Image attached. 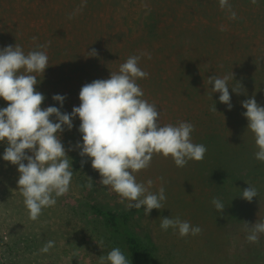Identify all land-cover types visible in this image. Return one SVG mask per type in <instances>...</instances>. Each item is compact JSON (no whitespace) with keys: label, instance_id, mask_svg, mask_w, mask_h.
<instances>
[{"label":"trees","instance_id":"1","mask_svg":"<svg viewBox=\"0 0 264 264\" xmlns=\"http://www.w3.org/2000/svg\"><path fill=\"white\" fill-rule=\"evenodd\" d=\"M126 1L0 0V48L19 44L25 53L45 50L49 67L43 75L38 74L40 82L36 85L37 91L45 96L42 107L55 106L62 113L69 114L74 106H79V92L84 84L109 78L110 72L118 71L120 64L126 61L125 57L151 53V59H145L147 55H144L139 62L149 76L137 83L144 91L143 98L156 104L160 119L168 115L175 120L171 121L173 124L186 121L194 125L193 142L204 144L206 153H209L208 158L205 155L198 162V181H201L199 176L201 179L205 177L203 165L206 161L213 163V169L219 163L223 164L225 170L233 171L232 178H236L233 174L235 166L246 165L243 159L246 156H241L244 147L231 144L226 132L221 133V120L245 121L247 118L243 113L246 109L241 102L253 96L258 104L264 106V100H261L264 99V0H258L256 5L250 0H230L232 10L237 14L235 20L229 19L228 13L221 10L219 0H194L200 4L195 13L200 27L184 24L192 11L182 17L184 10L179 5L183 0H170L173 7L179 8L176 16L169 15L171 23L167 26H159L156 9L150 8L139 12L138 17L130 22L128 13L124 12ZM15 3L19 5L15 6ZM70 15L72 19H69ZM220 21L227 22L223 31ZM240 34L245 35L241 40ZM260 36L262 38L257 39ZM39 45H46V48L39 49ZM93 48L98 53L96 57L88 56ZM230 72L234 73L235 80L229 81V86L240 82L244 89L241 94H236L229 88L231 110L219 101V92L211 93L213 85L208 84V77H222ZM200 84L207 88L202 89ZM56 94L66 97L62 108L59 102L52 99ZM155 98L160 102L165 99L168 104L159 105ZM7 103L0 98V108L6 107ZM214 104L216 112L210 110ZM195 107L200 108L195 112ZM78 121V116L73 119V123ZM71 130L69 135L73 137L75 131ZM75 138L78 137L70 140V148L72 144H77ZM227 146L232 148V154L225 152ZM6 147V142L0 145L2 156ZM236 150L240 152L238 155H235ZM68 156L74 164L71 155ZM211 157H214L215 163L210 162ZM76 159H79L78 155ZM154 162L153 157L151 163ZM72 169L71 182L76 186L85 184L80 173ZM249 169L264 173L260 164H254ZM151 174L155 175L154 172ZM84 188V191L94 192V184L91 189ZM107 188L110 187L101 185L99 190L108 193ZM175 203L165 201L166 212L169 211L168 205ZM89 210L103 219L110 240L124 252L131 264H153L149 244L129 228V210L100 203L90 204ZM158 210L161 209H156V213ZM179 210L180 215L189 216L184 202L176 204L175 211Z\"/></svg>","mask_w":264,"mask_h":264},{"label":"clouds","instance_id":"2","mask_svg":"<svg viewBox=\"0 0 264 264\" xmlns=\"http://www.w3.org/2000/svg\"><path fill=\"white\" fill-rule=\"evenodd\" d=\"M250 2L256 5L258 0ZM219 7L228 13L229 19H237L230 0H219ZM72 18L70 15L69 19ZM38 48L45 49L46 45ZM88 54L91 57L98 55L94 48ZM144 55L151 59L146 53L129 56L118 71L110 72L109 78L84 84L79 92L80 104L69 114L55 106L42 107L45 96L37 91L36 85L40 82L38 74L43 75L49 67L45 50L25 53L19 44L0 48V98L8 102L6 107L0 108V142L7 143L2 158L18 166L17 184L31 220H37L45 208L55 206L57 198L70 190L72 162L60 134L65 127L73 128V119L77 116L83 143L77 142L75 148L80 150L81 157L91 159L92 168L101 177V185L109 186L121 197L122 203L129 201L128 209L143 207L149 215L153 209L164 207V186L152 192V180L145 184L136 179L137 173L150 167L154 155L170 156L181 168L190 160L204 159L206 146L192 140L194 125L186 121L162 125L156 104L143 98L144 91L137 81L149 76L139 64ZM231 80H235L233 72L222 77H208V84L213 85L211 93L219 92V101L229 110L233 107L229 88L236 94L244 92L240 82L236 81V85L230 87ZM52 99L62 108L66 97L56 94ZM241 103L246 109L243 115L248 121L247 129L254 134L258 147L254 157L264 162V106L258 104L254 96ZM210 110L217 111L215 104ZM85 162L81 161L82 166ZM88 178L86 187L91 189L92 179ZM248 185L241 196L252 202L258 196V190ZM212 204L218 212H223L225 205L219 198L214 197ZM160 228L164 231L172 228L182 238L202 232L201 227L178 216L162 217ZM244 230L248 233V242L258 243L260 235L264 234V220L254 224L245 221ZM54 245V241H47L40 251L48 253ZM106 262L131 264L119 247L100 257V264Z\"/></svg>","mask_w":264,"mask_h":264},{"label":"rangeland","instance_id":"3","mask_svg":"<svg viewBox=\"0 0 264 264\" xmlns=\"http://www.w3.org/2000/svg\"><path fill=\"white\" fill-rule=\"evenodd\" d=\"M18 5L19 3H15V6ZM125 5L127 7L124 12L128 13L130 22L138 17L139 12L150 8L156 9L159 26H167L171 23L169 15L176 16L177 9L181 7L180 9L184 10L183 18L192 11L184 24L191 23L196 27L201 25L195 16L200 4L194 0H183L176 8L170 0H127ZM225 15L227 16V13ZM200 20L204 21L201 17ZM222 21L220 24L226 27L227 22ZM244 37L245 35L240 34L239 39ZM261 38L260 36L257 39ZM199 86L202 89L207 88L203 84ZM156 103L168 104L165 99L162 102L156 99ZM197 108L200 107H195L193 111L196 112ZM171 118L173 117L167 115L165 119H160V123L164 125L175 121ZM221 121V133L226 132L228 141L238 147H244L241 156H246L243 158L246 165L240 166V169L235 166L233 174L236 178L233 179V171L225 170L223 164L219 163V166L213 169V163L208 164L206 161L203 165L205 177L201 179L199 176L201 181H198L197 161L190 160L181 168L175 165L170 156L165 158L155 155L156 163H151L150 167L137 173L136 179L145 184L152 180V192H157L163 185L166 201L176 203L168 205V212L163 207L162 211L158 210L157 213L156 209H153L149 215L143 207L128 209L126 205L129 201L124 200L122 203L121 197L117 193L113 196L115 192L110 188L106 189L108 193L99 190L101 177L99 172L92 168L91 159L81 157L80 150L75 148L76 144L69 147L70 140L75 136L79 138H75L78 142L83 143L82 134L78 131L80 121L73 123V137L69 135L73 130L65 127L60 134L61 142L67 155H71L74 161L72 167L80 173L82 183L87 184L88 177L92 179L94 192L84 191L85 184L76 186L71 182L69 192L58 197L55 206L45 208L35 221L29 218L24 198L18 188V166L4 161L0 154V264H100V257L107 256L116 245L110 240L103 219L89 210L90 204L98 203L131 212L129 228L149 244L153 264H264V234L260 235L258 243H250L246 239L248 233L244 230L245 221L254 224L264 220V173L252 172L249 169L254 164H260L263 170L264 162L254 157L258 147L254 134L247 129V119L240 122H237V119ZM0 145H3V142H0ZM225 152L233 153L232 148L228 146ZM238 152L239 150H236L235 155L240 153ZM76 155L79 159H76ZM205 155L209 157V153ZM82 160L86 161L83 166ZM210 162H216L214 157L210 158ZM248 169L250 172L247 177ZM152 170L155 175L151 174ZM241 176L245 178L242 179ZM247 183L258 190V196L253 198L252 202L241 196L242 191L249 186ZM214 197L219 198L225 205L223 212L215 209L212 204ZM178 202H184L189 213L187 218L186 215H180V210L175 211ZM177 216L181 220L189 221L193 226L201 227V234L182 238L178 231L172 228L167 231L160 228L162 217ZM47 241H54L55 245L48 253H42L40 249Z\"/></svg>","mask_w":264,"mask_h":264},{"label":"bare ground","instance_id":"4","mask_svg":"<svg viewBox=\"0 0 264 264\" xmlns=\"http://www.w3.org/2000/svg\"><path fill=\"white\" fill-rule=\"evenodd\" d=\"M6 45H7V44H6ZM4 47H6V46H4ZM131 53H132V52H131ZM150 54H151V53H150ZM139 55H140V54H139ZM153 55H154V54H153ZM142 58H143V57H142ZM146 58H148V57L146 56L145 59H146ZM154 59H155V58H154ZM154 59H152V60H154ZM125 60H126V57H125ZM142 60H143V59H142ZM140 61H141V60H140ZM144 62H145V61H144ZM141 63H142V62H141ZM141 63H140V64H141ZM152 63H153V62H152ZM143 64H144V63H143ZM143 64H142V65H143ZM144 65H145V64H144ZM144 65H143V66H144ZM146 65H147V64H146ZM154 67H155V66H154ZM151 68H152V67H151ZM142 70H143V69H142ZM146 70H147V68H146ZM150 70H151V69H150ZM154 70H156V67H155ZM151 71H152V70H151ZM151 73H152V72H151ZM155 73H156V72H155ZM150 75H151V74H150ZM142 83H143V82H142ZM147 83H148V82H147ZM141 85H142V84H141ZM145 88H146V87H145ZM152 88H153V87H152ZM155 99H156V98H155Z\"/></svg>","mask_w":264,"mask_h":264}]
</instances>
